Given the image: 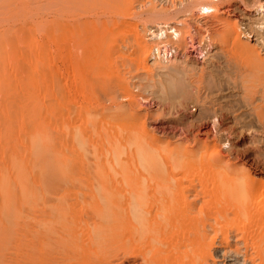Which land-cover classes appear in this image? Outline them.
Segmentation results:
<instances>
[{"label":"bare ground","instance_id":"bare-ground-1","mask_svg":"<svg viewBox=\"0 0 264 264\" xmlns=\"http://www.w3.org/2000/svg\"><path fill=\"white\" fill-rule=\"evenodd\" d=\"M33 1L59 16L0 32V264H264V173L232 161L216 139L149 128L113 62L116 36L133 34L134 64L159 69L152 87L164 102L188 94L189 64L168 62L199 60L215 33L264 64L238 23L219 16L220 0H185L207 18L203 28L151 0L143 9L137 0ZM254 6L264 29V0ZM98 8L122 19L100 21ZM145 16L152 37L134 22ZM93 77L116 80L109 104Z\"/></svg>","mask_w":264,"mask_h":264},{"label":"rangeland","instance_id":"rangeland-1","mask_svg":"<svg viewBox=\"0 0 264 264\" xmlns=\"http://www.w3.org/2000/svg\"><path fill=\"white\" fill-rule=\"evenodd\" d=\"M151 1L137 0V7L140 9L147 8L151 3L157 5L158 8L172 7L176 4L172 8L177 6L178 9L176 8V10L181 11L179 12L181 18L183 17L184 20L188 17L184 21L188 22L189 25L191 24L192 28L204 27V19L207 18L205 16L202 18L203 14L198 11L191 12L193 14L189 13L185 0V2L183 0L181 2L180 0ZM258 1L260 0H220L216 3L221 9L219 16L225 18L224 21L232 19L231 21L238 23L243 40L255 47L264 57V29L259 28V20H257L259 16L253 11L254 3ZM36 3L33 0H0V32L5 31V33L13 36L19 26L43 23L59 16L57 10H49L46 7L44 9V4L41 5L42 8H39L41 2ZM42 3L46 2L42 0ZM181 3H184V6ZM7 5L9 6L7 7ZM248 7L249 11L247 10ZM99 9L92 11L91 15L100 21L122 19L121 16L105 13ZM174 13L176 12L174 11ZM134 19H130V21L139 23L140 30L146 36L152 37L148 32L152 24L151 20L146 16ZM223 28L225 29V25L220 27L221 31ZM154 29L157 28L154 27ZM115 34L117 35V33ZM222 34H214L215 47H212L213 49L211 48L207 55L200 56L199 60L186 61L178 56L175 61L168 62L169 64L185 65L186 62L189 64L187 65L190 69L188 74L183 75L185 87L188 85V88L186 87L188 94L187 96H179L178 99L170 97L164 102L155 92L156 88H153V84L162 79V75L158 74L159 69H153L150 75L145 71L137 70L134 64L133 34H129L127 37H120V34L116 36L114 43L117 44L118 49L113 55L115 60L113 62L117 64L121 75L128 79L133 93L143 103L141 104V113L147 116L149 128L159 132L161 129L155 126L166 125L167 127L178 128L179 133V127H182L189 130L188 135L190 138L192 136L190 141L197 135L202 141L216 139L219 141L223 152L232 161H239L251 170L264 173V64L254 59L251 52L233 49L231 45H220L222 41L219 42V40H221ZM194 35L197 39L204 37L203 33H194ZM43 36L42 33L39 34L40 39ZM44 37L47 40V37ZM113 39L111 38V40ZM155 40L157 37L148 39L151 44ZM58 65H62V62H58ZM93 79L98 82L94 85H96L102 101L109 104L106 94L107 86L113 85L116 80L110 82L93 77L92 83L95 82ZM215 115L218 116L217 126L213 124ZM206 129H211L207 131L208 135L206 132L204 133ZM168 133L165 138L167 137L172 141L178 138L173 131ZM180 137L177 140L185 139V137ZM84 199H89V197L83 196L82 200ZM6 264H15V262L9 259Z\"/></svg>","mask_w":264,"mask_h":264}]
</instances>
